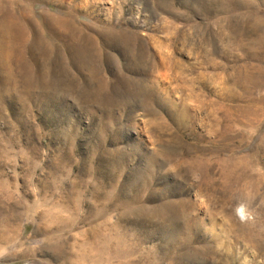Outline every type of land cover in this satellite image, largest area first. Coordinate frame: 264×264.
Wrapping results in <instances>:
<instances>
[{
	"label": "rangeland",
	"instance_id": "rangeland-1",
	"mask_svg": "<svg viewBox=\"0 0 264 264\" xmlns=\"http://www.w3.org/2000/svg\"><path fill=\"white\" fill-rule=\"evenodd\" d=\"M6 19L32 22L35 73L0 62V264H264V0H0Z\"/></svg>",
	"mask_w": 264,
	"mask_h": 264
},
{
	"label": "bare ground",
	"instance_id": "bare-ground-1",
	"mask_svg": "<svg viewBox=\"0 0 264 264\" xmlns=\"http://www.w3.org/2000/svg\"><path fill=\"white\" fill-rule=\"evenodd\" d=\"M26 9L22 10V16L20 17L24 22L27 21L28 18H26L24 16V11ZM15 12V11H14ZM13 13V12H12ZM12 15V14H11ZM248 16V14H247ZM247 16L245 19H247ZM252 16V15H251ZM16 17V16H15ZM254 17V16H253ZM237 19V18H236ZM249 19V18H248ZM32 20V19H30ZM240 20V18H239ZM238 20V21H239ZM261 20V19H260ZM33 21V20H32ZM247 21V20H246ZM242 22V19L241 21ZM256 22V21H254ZM264 22V21H263ZM34 23V22H33ZM236 23V21H235ZM243 23V22H242ZM241 23V24H242ZM257 23H259L257 21ZM245 24V23H244ZM243 24V25H244ZM254 25V24H253ZM262 25V24H261ZM234 26V25H233ZM247 26V25H246ZM256 26V25H255ZM264 26V25H263ZM239 27V25H238ZM248 27V26H247ZM244 28V26L242 27V29ZM34 30V26L32 25V22H28L27 24H22L20 22H16V23H11L8 22L7 19L6 21H3L0 24V52L3 53L2 56H0V62L4 61L7 64L11 65H16L17 69L22 70V77H25L26 82L30 83L31 79H33L34 77V63L32 62V59H29V57L26 56V51H32L31 48H33V46H35V44L33 43L30 44V47H28L27 45V41L29 39V36L32 34ZM262 31V30H261ZM35 32V30H34ZM234 32V31H233ZM244 32V31H243ZM247 31H245L246 33ZM255 32V31H254ZM249 33V32H248ZM247 33V35H248ZM245 35V34H244ZM246 35V36H247ZM264 35V33H263ZM237 36V35H236ZM240 36V35H239ZM236 38V37H235ZM238 38V37H237ZM241 38V37H240ZM238 38V39H240ZM244 38V36H243ZM242 38V39H243ZM260 38V36H259ZM35 40V39H34ZM245 40V39H243ZM258 40V39H257ZM260 41V40H259ZM38 42V41H36ZM242 42V41H241ZM245 42V41H244ZM253 42V41H252ZM263 43V42H261ZM40 44V43H39ZM256 44V43H255ZM38 45V43H37ZM36 45V46H37ZM260 45V43H259ZM264 45V44H263ZM261 46V45H260ZM34 49V48H33ZM37 49V48H36ZM41 49V48H40ZM35 50V49H34ZM40 52V51H39ZM32 54V52H31ZM45 55V54H44ZM41 58V57H40ZM45 61V60H44ZM85 63V62H84ZM7 68V67H6ZM14 68V67H13ZM9 69V68H8ZM15 71V70H14ZM24 71V72H23ZM11 74V73H10ZM11 77L13 78H17L16 73L14 74V72L12 73ZM47 79V78H46ZM48 83V82H47ZM16 84H18V82L16 81ZM261 101H263V98L261 99ZM260 101V103H261ZM262 104L264 105V103L262 102ZM261 105V104H260Z\"/></svg>",
	"mask_w": 264,
	"mask_h": 264
},
{
	"label": "clouds",
	"instance_id": "clouds-1",
	"mask_svg": "<svg viewBox=\"0 0 264 264\" xmlns=\"http://www.w3.org/2000/svg\"><path fill=\"white\" fill-rule=\"evenodd\" d=\"M233 211L235 217L241 224L255 225L257 215L254 207V197L250 193H246L242 197H237ZM3 255H5V251L0 250V256Z\"/></svg>",
	"mask_w": 264,
	"mask_h": 264
}]
</instances>
